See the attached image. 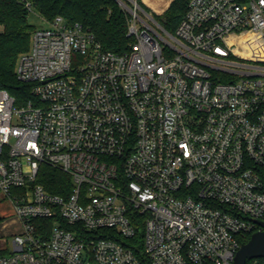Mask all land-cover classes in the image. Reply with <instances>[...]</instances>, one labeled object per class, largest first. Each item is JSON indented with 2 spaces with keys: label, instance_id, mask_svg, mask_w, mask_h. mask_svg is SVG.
I'll use <instances>...</instances> for the list:
<instances>
[{
  "label": "built area",
  "instance_id": "1",
  "mask_svg": "<svg viewBox=\"0 0 264 264\" xmlns=\"http://www.w3.org/2000/svg\"><path fill=\"white\" fill-rule=\"evenodd\" d=\"M131 3L126 52L56 16L16 63L32 97L0 88V192L21 223L0 264H141L118 240L137 231L149 264H235L261 229L264 0H190L173 33Z\"/></svg>",
  "mask_w": 264,
  "mask_h": 264
},
{
  "label": "trees",
  "instance_id": "2",
  "mask_svg": "<svg viewBox=\"0 0 264 264\" xmlns=\"http://www.w3.org/2000/svg\"><path fill=\"white\" fill-rule=\"evenodd\" d=\"M45 20L62 16L69 24L79 23L93 34L103 50L124 53L130 48L133 37L129 35V12L117 0H28ZM139 5L144 7L139 0ZM190 0H172L168 10L158 19L169 32H175L184 17ZM30 9L24 0H0V88L6 89L18 103L32 97L30 84L16 75V63L21 53L30 46L32 32L37 28L29 22ZM70 176L54 166L43 164L39 182L56 193H64L71 186ZM103 231H107L106 229ZM253 233V232H252ZM252 233L242 238L246 243ZM132 249L141 264H149L143 248V233L130 239L118 238ZM6 250L0 249V254ZM264 264V258H259Z\"/></svg>",
  "mask_w": 264,
  "mask_h": 264
},
{
  "label": "rangeland",
  "instance_id": "3",
  "mask_svg": "<svg viewBox=\"0 0 264 264\" xmlns=\"http://www.w3.org/2000/svg\"><path fill=\"white\" fill-rule=\"evenodd\" d=\"M117 1L122 6V8H124L122 2H120L119 0ZM123 2L131 3L130 0H123ZM139 2L144 6L142 7L138 3V5L141 7V9H139L140 14L143 17L150 19L145 13L147 12L153 18V21L160 24L158 18L168 10L172 0H139ZM28 19L29 22L34 24L36 27L47 26L45 19L35 9L30 10ZM130 19L131 17L129 18V24H130ZM74 58L76 62V56ZM14 215H15V211L10 199L0 192V249H3L6 246L10 247V243L13 235L12 233L14 231L13 228L14 225L4 227L3 224L6 221H9L12 218H14L16 216Z\"/></svg>",
  "mask_w": 264,
  "mask_h": 264
},
{
  "label": "water",
  "instance_id": "4",
  "mask_svg": "<svg viewBox=\"0 0 264 264\" xmlns=\"http://www.w3.org/2000/svg\"><path fill=\"white\" fill-rule=\"evenodd\" d=\"M120 2L124 3L122 0ZM137 3L136 0H130ZM261 229L252 233L248 242L243 243L235 255V264H246L252 258H264V221L258 220Z\"/></svg>",
  "mask_w": 264,
  "mask_h": 264
},
{
  "label": "crops",
  "instance_id": "5",
  "mask_svg": "<svg viewBox=\"0 0 264 264\" xmlns=\"http://www.w3.org/2000/svg\"><path fill=\"white\" fill-rule=\"evenodd\" d=\"M15 215H16V214H15ZM15 215H14V216H15ZM11 225H14V226H13L14 231H13L12 234H15V233H18V232L21 231V223H20V221H19V219H18L17 216H15L14 218H12V219L9 220V221H6V222L3 224L4 227H8V226H11ZM10 245H11V243H10ZM6 247H8V246H6ZM8 248H9V247H8Z\"/></svg>",
  "mask_w": 264,
  "mask_h": 264
}]
</instances>
